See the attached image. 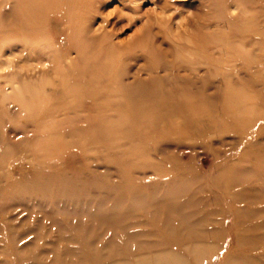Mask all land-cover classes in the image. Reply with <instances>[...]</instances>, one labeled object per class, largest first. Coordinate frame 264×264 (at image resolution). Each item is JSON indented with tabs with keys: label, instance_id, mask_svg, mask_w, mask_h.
I'll return each instance as SVG.
<instances>
[{
	"label": "rangeland",
	"instance_id": "rangeland-1",
	"mask_svg": "<svg viewBox=\"0 0 264 264\" xmlns=\"http://www.w3.org/2000/svg\"><path fill=\"white\" fill-rule=\"evenodd\" d=\"M0 264H264V0H0Z\"/></svg>",
	"mask_w": 264,
	"mask_h": 264
}]
</instances>
